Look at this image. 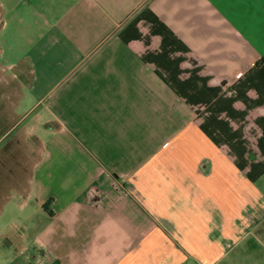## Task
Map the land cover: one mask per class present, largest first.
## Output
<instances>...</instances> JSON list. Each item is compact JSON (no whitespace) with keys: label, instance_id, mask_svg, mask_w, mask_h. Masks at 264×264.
<instances>
[{"label":"crops","instance_id":"obj_1","mask_svg":"<svg viewBox=\"0 0 264 264\" xmlns=\"http://www.w3.org/2000/svg\"><path fill=\"white\" fill-rule=\"evenodd\" d=\"M0 76L12 264L264 247V0H0Z\"/></svg>","mask_w":264,"mask_h":264},{"label":"rangeland","instance_id":"obj_2","mask_svg":"<svg viewBox=\"0 0 264 264\" xmlns=\"http://www.w3.org/2000/svg\"><path fill=\"white\" fill-rule=\"evenodd\" d=\"M2 104L4 105V102L0 99V112L2 111ZM5 124V122H2V115L0 114V159L2 158V127H4ZM8 176L9 175H5V172L2 173V163H0V264H12L13 262H10V258L21 249L18 244H15L16 242L10 243L5 240V237L8 236L5 235V233L10 234L14 231L13 226L16 224V217H20L23 220L26 218H30V220L37 219L36 216L30 212H21L18 210L19 208H17L16 205L18 200L15 198L7 202V212L4 213L2 217V193L5 191L2 187V180L3 183L6 181L8 184ZM261 183L264 185V176ZM39 222L42 229L45 222L41 219H39ZM28 223L31 224L30 221H28L27 224ZM256 233L250 236L264 239V229L261 233ZM249 239H252V237ZM221 264H264V247L258 243L251 246L248 241H243L238 247L232 250V253L228 255Z\"/></svg>","mask_w":264,"mask_h":264},{"label":"built area","instance_id":"obj_3","mask_svg":"<svg viewBox=\"0 0 264 264\" xmlns=\"http://www.w3.org/2000/svg\"><path fill=\"white\" fill-rule=\"evenodd\" d=\"M197 264H205V263H203V262H197Z\"/></svg>","mask_w":264,"mask_h":264},{"label":"trees","instance_id":"obj_4","mask_svg":"<svg viewBox=\"0 0 264 264\" xmlns=\"http://www.w3.org/2000/svg\"><path fill=\"white\" fill-rule=\"evenodd\" d=\"M47 207V206H46Z\"/></svg>","mask_w":264,"mask_h":264}]
</instances>
